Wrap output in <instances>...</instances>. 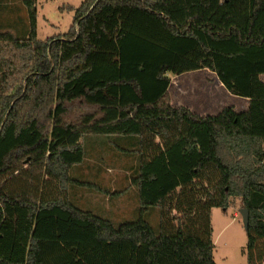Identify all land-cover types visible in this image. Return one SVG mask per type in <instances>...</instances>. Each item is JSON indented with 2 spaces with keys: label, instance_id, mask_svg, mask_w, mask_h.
I'll use <instances>...</instances> for the list:
<instances>
[{
  "label": "trees",
  "instance_id": "trees-1",
  "mask_svg": "<svg viewBox=\"0 0 264 264\" xmlns=\"http://www.w3.org/2000/svg\"><path fill=\"white\" fill-rule=\"evenodd\" d=\"M23 3L25 37L0 34V264H216L212 210H228L232 198L249 210L254 264L264 242V0H85L66 7L75 12L68 32L46 40L36 0ZM140 42L160 50L152 100L123 75ZM203 69L249 108L203 116L174 107L169 75ZM90 136L135 148H122L138 157L135 220L115 223L71 200L73 186L128 191L71 176ZM176 160L186 166L177 176ZM62 222L86 235L65 236Z\"/></svg>",
  "mask_w": 264,
  "mask_h": 264
},
{
  "label": "rangeland",
  "instance_id": "rangeland-1",
  "mask_svg": "<svg viewBox=\"0 0 264 264\" xmlns=\"http://www.w3.org/2000/svg\"><path fill=\"white\" fill-rule=\"evenodd\" d=\"M84 1L36 0L38 39L46 40L67 33L73 24L75 12L67 10L66 7L71 6L77 9ZM28 28L29 14L23 0H0V34L10 32L16 38L23 39ZM215 44L221 46L227 44V42ZM184 46L185 43L180 42L176 45V49L181 50ZM159 51L148 43L140 42L135 45L130 55L124 61L123 75L128 77L136 76L139 79L143 87L145 100L155 98L157 85L153 72L157 67L156 61L159 59ZM206 78H212L207 71L185 73L180 77L172 76L171 100L174 99V101H178L179 104L183 105H188L192 102L196 103L199 100V95L196 94L199 89H202L199 91V94L205 92L206 96L209 97L210 92H208V87H206ZM185 84L192 85L197 91L195 93L191 91L190 94L180 93L179 89L181 85ZM124 95L131 99L139 100L129 87L124 88ZM206 96L204 98L205 103L214 105V108L217 109V102H209ZM222 96L218 97L216 94V100L222 101ZM200 98L202 100L203 96L200 95ZM231 100L229 98L230 102ZM230 102H223L221 106L228 105ZM201 104L203 103L200 102L197 105ZM214 112L216 111L207 112L206 115L214 116ZM204 114L201 112L200 115ZM82 143L85 148L86 159L82 165L76 166L71 171V176L99 186L102 190H107L110 193L128 190L125 193V200L122 205L124 206L122 208L124 214L121 218H118V212L121 209V206L119 208L118 198L105 195L95 189L73 186L69 191L71 200L78 207L110 218L115 223L125 220H135L140 203L138 200V190L130 187V177L133 174V170L138 167V157L135 153L126 154L122 152V148L131 151H134L135 148L126 139L116 140L115 142L112 138L95 136L86 137ZM174 165H176L174 166L176 176L185 172L186 166L182 161L176 160ZM241 209H243L241 200L232 198L228 210L222 208H214L212 210L213 240L215 244L214 259L217 264H248V236L240 214ZM149 220L154 225L160 222L159 207H155L149 211ZM59 225L64 228L65 232L62 231L61 233L65 236L72 235L80 238L86 235L76 225L66 222H62ZM257 251H262V253L259 256V253L255 252L254 264H264V242L259 243Z\"/></svg>",
  "mask_w": 264,
  "mask_h": 264
},
{
  "label": "crops",
  "instance_id": "crops-1",
  "mask_svg": "<svg viewBox=\"0 0 264 264\" xmlns=\"http://www.w3.org/2000/svg\"><path fill=\"white\" fill-rule=\"evenodd\" d=\"M200 71H207V72L210 73V76L212 77V78H206V80H205L206 81V87H208V92H210L209 97L206 96L205 92L199 94L200 93L199 91H201L202 89H199L197 91L196 88H194L192 85H189V84L181 85V87L179 89L180 93H182V94L183 93L190 94L191 91H193L194 93H195V91H197L196 94L199 95L198 96L199 100L196 103L192 102V103H190L188 105H183V104H179L178 101L176 102V101H174V99H172L171 101H172V105L174 107L184 106V107L189 108L194 113H197V114H199V113L201 114V112H202V114L205 113L203 116H205L207 112H213V111H216V112H214L215 113L214 115H217L223 110V108L229 107V106H233L237 112L245 111V110H247L249 108V104H250L249 99H247L245 97H242V96H239V95L231 94L228 91V89L225 87V85L221 82V80L219 79L218 75L215 72H213L211 70H208V69H203V70L190 72V73H198ZM180 76H183V74L179 75V76H176V77H180ZM169 77H170V83H169V86H168V91H169V93H171L172 85H173L172 75H169ZM262 80H263V76H262ZM216 94L218 95V97H220V95L221 96L223 95L222 96L223 100L219 101L218 98H217L218 100H216ZM200 95L203 96L202 100L200 98ZM205 96H206V98H208L209 102H211V103H216L217 102V107L218 108L216 109V108H214L215 107L214 105H211V104L209 105V104L205 103V100H204ZM229 98L232 99L231 102L229 101ZM200 102H202L203 104L197 105V104H200ZM223 102H225V103H229L230 102V104L225 105V106H221L223 104ZM181 103H182V101H181ZM124 198H125V193L122 196L118 197L119 208L121 206V209H119V212H118L119 213L118 214V218H121L122 215L124 214L123 213V209H122V208H124V206H122L124 204V200H125ZM138 200H139V198H138ZM118 223H120V222H118ZM83 230H87L88 231V230H91V229H83ZM37 235L38 236H42L44 234L43 233H38ZM57 239L61 240V237H57Z\"/></svg>",
  "mask_w": 264,
  "mask_h": 264
},
{
  "label": "water",
  "instance_id": "water-1",
  "mask_svg": "<svg viewBox=\"0 0 264 264\" xmlns=\"http://www.w3.org/2000/svg\"><path fill=\"white\" fill-rule=\"evenodd\" d=\"M240 214L242 216L244 227H245L246 231H248L249 224H250L249 210L248 209H241Z\"/></svg>",
  "mask_w": 264,
  "mask_h": 264
}]
</instances>
